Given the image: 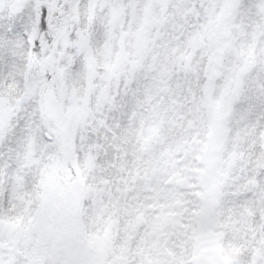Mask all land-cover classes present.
Masks as SVG:
<instances>
[{"label": "snow or ice", "instance_id": "6c2138e0", "mask_svg": "<svg viewBox=\"0 0 264 264\" xmlns=\"http://www.w3.org/2000/svg\"><path fill=\"white\" fill-rule=\"evenodd\" d=\"M0 264H264V0H0Z\"/></svg>", "mask_w": 264, "mask_h": 264}]
</instances>
